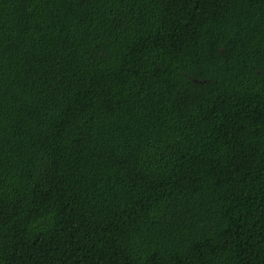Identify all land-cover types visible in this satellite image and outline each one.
Wrapping results in <instances>:
<instances>
[{
	"label": "trees",
	"instance_id": "16d2710c",
	"mask_svg": "<svg viewBox=\"0 0 264 264\" xmlns=\"http://www.w3.org/2000/svg\"><path fill=\"white\" fill-rule=\"evenodd\" d=\"M0 264H264V0H0Z\"/></svg>",
	"mask_w": 264,
	"mask_h": 264
}]
</instances>
